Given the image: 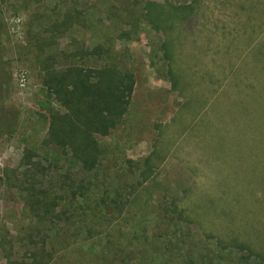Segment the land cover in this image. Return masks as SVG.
<instances>
[{"label": "rangeland", "instance_id": "374dc122", "mask_svg": "<svg viewBox=\"0 0 264 264\" xmlns=\"http://www.w3.org/2000/svg\"><path fill=\"white\" fill-rule=\"evenodd\" d=\"M186 1L197 3L193 27L172 30L183 92L159 78L164 64L152 53L161 37L155 29L112 42L119 58H126L122 47L129 51L135 91L120 124L96 134L100 161L90 173L47 139L48 114L61 108L42 84L39 62L47 52L72 49L73 38L107 47L100 10L108 1L93 10L92 0H0V102L14 121L0 135V264H147L151 255L145 261L136 252L155 232L153 207L164 204L187 215V243L235 238L264 255V0ZM73 8L83 11L59 36L56 24ZM88 14L93 26L79 27ZM194 93L199 108L185 109ZM152 152L155 173L137 187L127 213L112 221L96 214L100 236L73 241L75 227L87 228L82 214L90 207L91 177L104 186L131 183L137 162ZM74 190L81 196L72 199ZM43 203L52 207L48 214ZM169 229L171 244L164 239V246L179 253Z\"/></svg>", "mask_w": 264, "mask_h": 264}, {"label": "trees", "instance_id": "16d2710c", "mask_svg": "<svg viewBox=\"0 0 264 264\" xmlns=\"http://www.w3.org/2000/svg\"><path fill=\"white\" fill-rule=\"evenodd\" d=\"M92 1L93 4L90 6L91 9L94 8L93 10H96L97 5L101 6L104 1H108L106 6L101 8L100 13H104L102 19L108 22L103 27L108 29L104 38H107L110 44L105 47L94 40V44L86 46L84 42L73 38L75 46L72 49L61 48L52 53L47 52V55H44L39 62L42 84L56 105L61 108V111L51 109L48 114L47 139L59 147L63 153L68 152L74 161L80 164L82 170L90 171V173L97 169L100 161L101 148L95 137L96 134L106 136L120 124L130 108L135 91L136 75L129 51L122 47L120 53L124 51L126 58H119V52L115 51L112 42L115 39L120 41L137 39L144 26L155 29L161 37L153 41L152 53L155 56L160 55L158 59L164 64L162 76L159 78L167 81L174 90L183 92L185 83L182 82L178 69L173 66L172 43L177 35L172 36V30L175 26L179 27V33L191 30L196 20L194 7L197 5L194 1L187 2L186 0H163L162 2L117 0V5L114 7L112 6L113 0ZM82 11L77 8L67 11L63 19L56 24L57 34L63 36L66 29L72 27L73 21L78 20ZM92 17L93 14H88V18L85 21L79 20L77 25L83 28L88 24L87 28H91L93 26ZM45 47L46 45L40 43L38 52L45 53ZM150 64L154 67L153 61ZM187 102L190 104L185 109L196 111L199 108L200 104L195 93L188 95ZM8 112V109L0 102V135L7 132L13 125V117L10 118ZM201 136L204 134L201 133ZM156 155L158 154L152 152L141 162H137L139 166L133 171L135 178L131 183L114 185L111 182L104 186L98 179L96 180V175L91 177L89 190L86 189L90 207L82 214L87 221V228L75 227L73 241L100 236L101 231L96 227V214L101 212L103 215H110L108 219L112 221L113 217H121L127 213L130 198L136 194L137 187L145 184L155 173L153 169L157 166L156 161L159 162ZM30 158L31 154L28 153L24 156V163H30ZM132 165L134 163L129 167L132 168ZM70 194L71 198L75 199L78 192L74 190ZM42 200L43 197L40 203ZM40 205L45 214L52 211L48 203ZM92 205L93 208H91ZM153 210H156V217L154 212L151 213L155 232L150 235L149 241H144L145 244L136 252V257L138 259L141 257L145 261L151 255L152 258L147 264H225V259H228L230 264L235 262L237 264H264L263 253L256 252L247 242L235 238L225 241V239L216 237L215 243L210 245L207 244L210 242L207 239L205 242L201 241L204 244L203 247L199 246L200 242L187 243L185 238H189L187 234L189 228L185 229L183 226L189 219L176 204L154 206ZM75 213L76 217L80 215L78 210ZM169 227L172 229L174 239L181 242L180 244L174 242L175 245H179V253H174L172 248L164 246V239L166 244H171L170 240L165 238L167 233H170ZM157 251L163 252L152 256ZM170 253L171 260L168 261L165 254ZM18 264H23V262ZM120 264L126 263L121 260Z\"/></svg>", "mask_w": 264, "mask_h": 264}]
</instances>
